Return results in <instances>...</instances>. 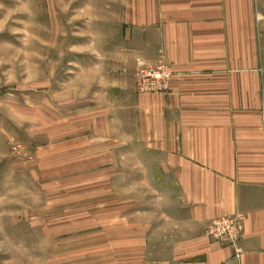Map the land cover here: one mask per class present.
<instances>
[{
  "label": "crops",
  "instance_id": "0c3cea01",
  "mask_svg": "<svg viewBox=\"0 0 264 264\" xmlns=\"http://www.w3.org/2000/svg\"><path fill=\"white\" fill-rule=\"evenodd\" d=\"M255 1L110 0L106 8L103 42L117 64L103 88L127 114L124 137L112 141L139 160L126 184L143 191L128 205L143 228L130 246L144 256L129 264H264V21ZM161 62L173 71L166 90L140 93V66ZM224 217L241 221L240 259L207 236Z\"/></svg>",
  "mask_w": 264,
  "mask_h": 264
},
{
  "label": "rangeland",
  "instance_id": "374dc122",
  "mask_svg": "<svg viewBox=\"0 0 264 264\" xmlns=\"http://www.w3.org/2000/svg\"><path fill=\"white\" fill-rule=\"evenodd\" d=\"M109 5L0 0V264H129L144 256L130 246L143 228L128 205L143 191L126 184L128 167L140 163L125 141H112L124 137L127 114L103 88L117 64L103 42ZM253 9L264 21V0ZM212 224L207 236L222 244L209 236Z\"/></svg>",
  "mask_w": 264,
  "mask_h": 264
},
{
  "label": "built area",
  "instance_id": "2783aa9c",
  "mask_svg": "<svg viewBox=\"0 0 264 264\" xmlns=\"http://www.w3.org/2000/svg\"><path fill=\"white\" fill-rule=\"evenodd\" d=\"M171 67L161 62L155 66L141 65L136 74V85L140 93H161L167 88L172 77ZM241 221L235 218L224 217L216 220L209 228V236L228 248L236 250V258L240 259L241 250L239 241L241 237Z\"/></svg>",
  "mask_w": 264,
  "mask_h": 264
}]
</instances>
